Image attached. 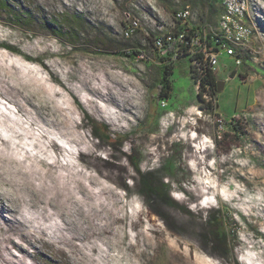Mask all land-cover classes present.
<instances>
[{"label":"rangeland","instance_id":"1","mask_svg":"<svg viewBox=\"0 0 264 264\" xmlns=\"http://www.w3.org/2000/svg\"><path fill=\"white\" fill-rule=\"evenodd\" d=\"M12 2L31 24L18 29L0 21L1 61L3 45L21 48L27 57L53 62L64 87L37 65L15 73L0 68L11 86L25 84V91L18 89L23 96L58 92L61 106L42 95L40 101H47L39 117L38 108L0 92V264H232L208 243L205 221L218 209L233 220L236 263L264 264V0H248L244 21L252 34L237 48L240 63L219 54L214 71L221 86L205 101L197 96L189 56L178 54L179 44L163 51L154 41L174 36L175 13L186 7L185 36L189 30L194 36L217 33L223 8L215 0ZM62 13H80L89 22L84 34L104 40V51H75L52 37L48 22ZM136 51L138 58L125 55ZM165 65L172 71L170 90L164 91L169 98L157 105L152 96ZM76 80H88L94 94L117 99L88 95L82 108L124 136L121 145L96 140L86 119L87 129L78 127L81 117L65 87ZM31 100L39 107V99ZM155 104L159 115L152 124ZM54 113L61 123L54 122ZM86 150L116 164L96 173L82 164ZM45 152L63 163L61 182L50 179L61 193V209L48 208L46 196L25 175L26 166ZM136 170L171 191L147 195ZM16 217L22 228L6 230L4 223Z\"/></svg>","mask_w":264,"mask_h":264},{"label":"trees","instance_id":"2","mask_svg":"<svg viewBox=\"0 0 264 264\" xmlns=\"http://www.w3.org/2000/svg\"><path fill=\"white\" fill-rule=\"evenodd\" d=\"M12 1L13 0H0V21L11 27L24 29V26L31 24V19L24 18L22 12L15 8L16 6L13 5ZM22 18H24L25 20H23ZM67 18L68 16L63 13L59 14L58 16L51 17L48 22L47 28L49 29L50 35L52 37L60 41H67L69 47H71L75 51H88L91 48H98V52L104 51L100 50V47H105V44L103 43L104 40H100L97 37L93 38L91 36L89 40L87 38L88 36L86 37V35L84 34L87 30L86 28L88 27L89 22L85 20V18L80 13H75L68 19ZM176 26H178V29H175L174 36L178 35V33L183 30L180 22L175 21V27ZM192 37H194V34L189 30V34L185 37L186 44H182L179 46L180 53L178 52V54L183 53V56H189L192 79L198 86L197 96L201 101H205L203 99L204 96L212 98L215 95V92L218 88V81L215 72L207 65V63L203 61L202 54L195 53L190 55L189 53H185L189 50V42ZM12 46L13 45L10 44L3 45V49L1 51L12 55V57H20L21 55H25V52L21 48H18L17 50ZM125 55L133 57L135 59L140 56V52H133V56L128 53H126ZM41 64L47 73L52 70V68L44 62H42ZM171 75V68L168 65L163 66L162 76L157 86V95L152 96V100H154V102L156 101L157 105L159 104L160 100L169 98L168 92L164 91L170 90L169 77ZM0 79L3 78L0 76ZM157 105L155 104L154 110L152 112V122L150 121L152 124L154 123V121L157 122V118L159 115V108L157 107ZM86 120L91 126L92 135L95 137V139L98 141H104L107 147H112L115 143H117L118 145H121L123 143L125 139L124 136L112 133L107 124L103 122H97L89 116H87ZM46 145L51 146L50 143ZM48 153L49 152H45V156H39L33 166L25 168L24 171L28 179H30V177L33 178L31 183L34 185L37 193L46 196L48 205L47 207L52 209L49 205L54 206L55 204L57 205V209H61V193H58V187L53 186L50 179L54 178V183L61 182V169L63 165L61 166V157L48 156ZM85 154L86 156L82 160V164L97 173V171L102 168L101 164L105 161L99 157H96L95 154L89 153L88 150L85 151ZM136 172L138 173V176L141 180L143 192H145L147 195L157 197L158 193L166 194L171 191L170 186L163 183L162 180L156 179L155 176L147 177L143 176L140 171L136 170ZM122 182L124 183V181ZM143 192H141L142 195ZM144 213L148 215V219L153 222L149 216L150 212L148 208H144ZM52 215L55 216L54 213H52ZM232 221L233 220L229 212H222V210L218 209L217 211L209 215V217L205 221V227L208 230V232H206L208 243L213 247V251H217L216 253H219V255L224 258L230 257L232 260V264H237L234 258V251L238 246L237 233H231L229 229V223ZM23 225L24 223L21 222L18 217L15 218L13 223H4V227H6V230L10 229L11 226H15L17 227V229H21Z\"/></svg>","mask_w":264,"mask_h":264},{"label":"built area","instance_id":"3","mask_svg":"<svg viewBox=\"0 0 264 264\" xmlns=\"http://www.w3.org/2000/svg\"><path fill=\"white\" fill-rule=\"evenodd\" d=\"M219 3L223 12L218 18V32L210 37L206 33L194 36L189 42V54L200 53L203 55V61L214 71L218 64V56L224 53L235 58L237 64L240 58L237 54V48L244 46L249 40L252 31L245 24V16L249 12L248 0H215ZM190 19L189 8L179 10L175 13L174 20L184 25ZM131 32V31H130ZM129 36V32H126ZM185 33L180 31L178 35L158 37L155 39V46L159 50L166 51L167 47L173 42L180 45L186 44ZM215 72V71H214Z\"/></svg>","mask_w":264,"mask_h":264},{"label":"bare ground","instance_id":"4","mask_svg":"<svg viewBox=\"0 0 264 264\" xmlns=\"http://www.w3.org/2000/svg\"><path fill=\"white\" fill-rule=\"evenodd\" d=\"M2 54L3 55H1V57H2L3 60L1 61V59H0V68L3 69L4 71L10 72V73H12V72L15 73L17 70L18 71L21 70V69L26 70V69H29L30 67H33L34 65H37L41 69V71L44 72L48 76V78H50V81L52 83H55V85H57V86L60 85V87L64 83V82L61 81L62 79L58 75V73L56 71V68H55V65H53V62H51V61L42 60V59H40L38 57H31V56L27 57L25 55L23 57H19V56L12 57V55H9L6 52H3ZM42 62H44L45 64H47L48 66H50L52 68V70H50L49 73H47L44 70V68H43V66L41 64ZM19 63L21 64L20 66H18ZM1 77L2 78L4 77V78L0 79V92L4 93V95H10L12 97L11 98L12 100L23 99L27 104L31 105L35 109L38 108L37 109V113H38L39 117L41 116V113H40L39 109H40L41 106L43 107V105L47 101V100L40 101L42 95L46 94V95L50 96L51 104L53 106L57 107L58 109L61 108V106L57 103V99H58L57 98V96H58L57 93L58 92H56V94H52V95H50L51 93H45V92H42L40 94H35V93L30 92V94H26L25 96H23L22 93L18 92V89L25 91L24 90V88H25V84L24 83H21V81H19V84H18V82L16 81L15 84L13 86H11L10 85V81L8 79V76H1ZM62 87H64V86H62ZM65 87L70 89L69 98L71 99V104L74 107V109L76 111H78V114L81 117V121H79V125H78L79 128L82 127L84 123H87L85 121V119L87 118L88 114L85 112V110L82 108V106L86 107V103H87V98L86 97L88 95H95L100 100L105 101V102H109V101L111 102L113 100L117 101V99L114 96L111 97V96H101V95L94 94L92 89L89 88L88 80H85L83 82V84L79 80H76L74 83H72L70 85H69V83H67L65 85ZM82 93H84V94H82ZM30 97L33 98V99H35V98L39 99L38 100L39 107H36V106L32 105V100H31ZM13 98H15V99H13ZM86 109H87V107H86ZM113 119H114V121L116 120L115 117ZM43 122H45V121L43 120ZM54 122L61 123V116L56 117V114H55L54 115ZM83 127H85V126H83ZM83 127H82L83 130L87 129L86 127L85 128H83ZM120 128L125 129L126 132H127V128L125 126H120ZM131 134H133V133H131ZM88 152L91 153V151H88ZM123 153H126V152L123 150ZM82 154H84V156H86L85 153L81 152V155ZM95 156L99 157V158H101V159H103L105 161L104 163L101 164V166L105 167L107 169H110L114 164H116V163H114L113 160H111L109 158H105V157L99 156L97 154H95ZM20 165L23 168L24 167V161H21ZM62 165H63V163L61 162V166ZM118 165H122V164L118 163ZM30 166L31 165L28 164L26 166V168H29ZM180 179H181L182 182L187 180V178L185 176L180 177ZM80 185L82 187H84L86 190L90 191L88 185L83 184L81 182H80Z\"/></svg>","mask_w":264,"mask_h":264},{"label":"water","instance_id":"5","mask_svg":"<svg viewBox=\"0 0 264 264\" xmlns=\"http://www.w3.org/2000/svg\"><path fill=\"white\" fill-rule=\"evenodd\" d=\"M220 86H221V83L218 82V87H220Z\"/></svg>","mask_w":264,"mask_h":264}]
</instances>
